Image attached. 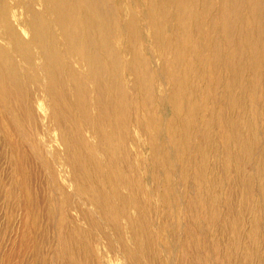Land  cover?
I'll return each mask as SVG.
<instances>
[{
	"label": "bare ground",
	"instance_id": "1",
	"mask_svg": "<svg viewBox=\"0 0 264 264\" xmlns=\"http://www.w3.org/2000/svg\"><path fill=\"white\" fill-rule=\"evenodd\" d=\"M217 168L264 210V0H0L21 264H176Z\"/></svg>",
	"mask_w": 264,
	"mask_h": 264
},
{
	"label": "rangeland",
	"instance_id": "2",
	"mask_svg": "<svg viewBox=\"0 0 264 264\" xmlns=\"http://www.w3.org/2000/svg\"><path fill=\"white\" fill-rule=\"evenodd\" d=\"M241 168L244 174L252 171L250 163L243 164ZM215 173L214 178L219 183L215 187V192L219 196L218 205L215 207V215L212 219L209 218L206 210L200 206L195 209L192 215L195 219L191 220L190 214L186 210L184 211L183 222L186 226L189 225L191 227L192 236L184 239L185 235L180 237L181 246L178 248L180 251L177 250L174 255V258L177 257V259L175 258L176 264H237V262L238 264H263L264 210L259 208V195L252 193L250 200L243 203L240 199L241 191L235 184H232L230 180L223 181L220 175V168H217ZM190 183L183 184L181 188L184 192L185 207L187 206V200L194 195L196 196L195 187L193 183L189 185ZM0 191H2L1 184ZM225 198H228L229 202H226ZM21 216L20 208L15 204L10 206L0 205V264H21L17 255L12 257V254L18 250ZM233 222H235L236 226L232 225ZM253 224L256 226V235L251 238L250 231ZM199 236H202V238ZM208 237L209 239H207ZM201 246L203 249L200 248ZM10 256L12 259L9 258ZM5 259L8 260L5 261Z\"/></svg>",
	"mask_w": 264,
	"mask_h": 264
}]
</instances>
